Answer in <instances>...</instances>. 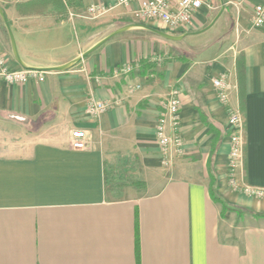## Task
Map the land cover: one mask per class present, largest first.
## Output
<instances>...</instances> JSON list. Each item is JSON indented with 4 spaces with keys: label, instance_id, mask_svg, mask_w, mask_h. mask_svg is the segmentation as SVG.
Listing matches in <instances>:
<instances>
[{
    "label": "crops",
    "instance_id": "1",
    "mask_svg": "<svg viewBox=\"0 0 264 264\" xmlns=\"http://www.w3.org/2000/svg\"><path fill=\"white\" fill-rule=\"evenodd\" d=\"M209 2L172 30L116 0H0L20 60L43 75L0 81V264H264V197L241 190H264V0ZM126 25L175 39L130 29L67 66ZM0 48L25 69L1 18ZM220 77L244 119L236 186ZM172 87L182 141L164 152L155 123ZM89 101L112 104L92 116Z\"/></svg>",
    "mask_w": 264,
    "mask_h": 264
},
{
    "label": "built area",
    "instance_id": "2",
    "mask_svg": "<svg viewBox=\"0 0 264 264\" xmlns=\"http://www.w3.org/2000/svg\"><path fill=\"white\" fill-rule=\"evenodd\" d=\"M19 2L20 0H10ZM122 6L135 5L137 16L162 23L172 30H187L192 24L194 13L201 8H211L209 0H116ZM93 12L94 8H90ZM252 25L260 27L264 24V3H259L253 8ZM132 65L125 67V72H130ZM30 77L39 81L43 80L41 72L30 69H10L5 61L4 54L0 48V81L9 84L25 82ZM212 84L217 90L219 100L226 106L229 123L230 149L228 155V166L230 172L229 182L236 186L234 171L238 161L243 154L244 144V119L240 111L228 106L229 84L224 77L215 78ZM111 102L89 101L87 111L92 116H99L106 112ZM180 99L179 90L172 87L167 96L160 102V111L155 123L156 141L160 148L166 152L170 146L178 147L181 144L180 135ZM70 145L74 149L86 147V135L82 130L71 133ZM242 192L256 197H264V190L242 187Z\"/></svg>",
    "mask_w": 264,
    "mask_h": 264
},
{
    "label": "water",
    "instance_id": "3",
    "mask_svg": "<svg viewBox=\"0 0 264 264\" xmlns=\"http://www.w3.org/2000/svg\"><path fill=\"white\" fill-rule=\"evenodd\" d=\"M223 8V4L221 6V10ZM0 18L5 26V29L8 33V36H9V39H10V43H11V47H12V51H13V54H14V57L15 59L17 60V62H19L25 69H30L29 67L25 66L22 61L20 60L19 56H18V53H17V50H16V46H15V41H14V38H13V35H12V32H11V29L5 19V16H4V13L0 7ZM135 28H144V29H149L148 27L146 26H143V25H126V26H122L116 30H113L111 32H109L108 34H106L105 36H103L102 38H100L97 42H95L90 48H88L79 58H77L76 60L70 62L67 66H73L76 62H78V60L80 58H82L83 56L89 54L90 52H92L93 50H95L96 48H98L100 45H102L104 42H106L107 40H109L110 38L124 32V31H127V30H130V29H135ZM151 30L152 32L154 33H157L161 36H164L168 39H175L174 36H170L168 34H165L163 32H160L158 30H154V29H149ZM66 66V67H67Z\"/></svg>",
    "mask_w": 264,
    "mask_h": 264
},
{
    "label": "trees",
    "instance_id": "4",
    "mask_svg": "<svg viewBox=\"0 0 264 264\" xmlns=\"http://www.w3.org/2000/svg\"><path fill=\"white\" fill-rule=\"evenodd\" d=\"M141 63H144V62L142 61ZM144 65L146 66L147 64L144 63ZM210 195L214 201L219 202L222 205V213H224V211L227 209L233 210V208H229V206L227 204H225V202L222 200V198H220L216 195V193L213 190V180L211 182ZM136 249H137V227H136Z\"/></svg>",
    "mask_w": 264,
    "mask_h": 264
}]
</instances>
